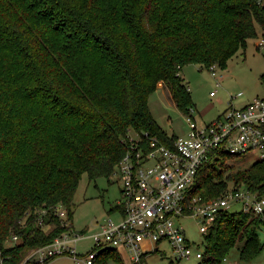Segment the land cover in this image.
<instances>
[{
    "label": "trees",
    "instance_id": "1",
    "mask_svg": "<svg viewBox=\"0 0 264 264\" xmlns=\"http://www.w3.org/2000/svg\"><path fill=\"white\" fill-rule=\"evenodd\" d=\"M258 31L264 42V0H0V253L8 263L73 231L82 175L109 179L129 131L170 142L148 107L159 82L186 114L194 104L182 68L224 70ZM228 159L243 156L212 154L194 194L207 201L243 188L262 198L264 161L234 171ZM261 227L264 211L220 213L199 264H220L236 246L251 261L264 250ZM110 260L121 263L106 248L94 264Z\"/></svg>",
    "mask_w": 264,
    "mask_h": 264
},
{
    "label": "built area",
    "instance_id": "2",
    "mask_svg": "<svg viewBox=\"0 0 264 264\" xmlns=\"http://www.w3.org/2000/svg\"><path fill=\"white\" fill-rule=\"evenodd\" d=\"M264 42L258 43L262 46ZM215 65L208 68L218 81ZM215 92H210L213 97ZM241 93L237 97H241ZM194 108L183 114L188 124L187 137L168 138L166 145L147 131L128 136L126 150L113 174L120 180L121 201L118 202V222L108 220L91 235L94 247L85 255L77 252V243L83 237L72 232L56 237L50 244L33 249L20 264H47L66 256L77 264H94L103 249L123 250L129 264H148L149 255H165L167 246L176 262L192 258L200 261L204 253L201 245H192L185 236L180 221L193 219L204 237L215 224L218 215L240 205V211L256 216L264 211V200L257 199L243 188L229 191L222 197L204 201L194 194L196 177L212 154L231 156L252 154L255 161H264V98L255 97L240 108L232 104L212 122L198 123ZM216 155L213 157L215 158ZM212 160V159H210ZM42 224L44 210L38 212ZM53 215L66 218L60 207ZM11 245L17 236L10 237ZM148 246V248L145 247ZM9 247V246H7ZM0 253V264L8 263ZM29 261V262H27Z\"/></svg>",
    "mask_w": 264,
    "mask_h": 264
},
{
    "label": "rangeland",
    "instance_id": "3",
    "mask_svg": "<svg viewBox=\"0 0 264 264\" xmlns=\"http://www.w3.org/2000/svg\"><path fill=\"white\" fill-rule=\"evenodd\" d=\"M260 32L254 39L246 42L244 51H239L230 59L224 70L216 69V76H223L218 83L208 69L198 65L189 64L182 68L181 77L190 92L194 104L196 122L210 123L214 121L228 106L240 108L251 102L255 97L264 98V83L260 81V75L264 73V44ZM161 83V82H159ZM159 86L152 91L148 97V107L156 124L169 137H187L188 124L184 115L173 104L166 86ZM215 92L216 97L210 98L209 93ZM241 93V97H237ZM130 137L136 138L137 132L129 131ZM255 161L252 154L243 157L239 162L225 160L224 164L232 166V169H243ZM120 180L118 175L112 174L109 179L98 178L89 181L86 174H83L73 196L72 208V230L75 234L83 236L77 243V252L85 255L94 247V241L90 238L105 225L108 220L118 222V214L111 211L121 201ZM264 200V196L262 197ZM230 212L240 211V205L233 206ZM184 227L187 240L192 245H201L204 236L198 232V227L193 219L180 221ZM51 227H45L48 232ZM261 243H264V227L258 231ZM8 240L5 246H10ZM165 249V255H149L148 264H199L200 261L192 258L188 261L176 262L173 260L167 246H160ZM238 246L234 247L220 264H264V250L254 259L243 262L239 258ZM120 252H124L120 250ZM47 264H77V262L66 256L57 257ZM108 264H119L110 260Z\"/></svg>",
    "mask_w": 264,
    "mask_h": 264
},
{
    "label": "crops",
    "instance_id": "4",
    "mask_svg": "<svg viewBox=\"0 0 264 264\" xmlns=\"http://www.w3.org/2000/svg\"><path fill=\"white\" fill-rule=\"evenodd\" d=\"M224 78V77H223ZM163 83L161 82V83H159V85H162ZM164 85V84H163ZM165 86V85H164ZM159 86H157V88H158ZM167 88V87H166ZM167 91H168V93H169V95H170V92H169V90H168V88H167ZM210 97V96H209ZM216 97V94L213 96V97H210L211 99L212 98H215ZM170 98H171V95H170ZM172 100V99H171ZM173 102V101H172ZM168 135V134H167ZM145 247L146 248H148V246H146L145 245ZM117 253H118V255H119V257H120V259H121V263H119V264H129V262H128V256H127V254H126V252L124 251V252H120V251H117Z\"/></svg>",
    "mask_w": 264,
    "mask_h": 264
}]
</instances>
